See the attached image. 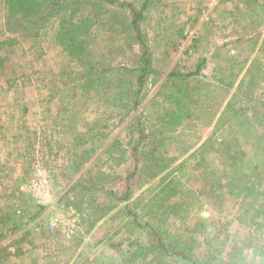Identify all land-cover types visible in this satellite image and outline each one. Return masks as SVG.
Here are the masks:
<instances>
[{"label":"rangeland","instance_id":"rangeland-1","mask_svg":"<svg viewBox=\"0 0 264 264\" xmlns=\"http://www.w3.org/2000/svg\"><path fill=\"white\" fill-rule=\"evenodd\" d=\"M4 1L0 264H264V227L244 217L242 197L219 199L211 185L226 179L217 155L224 139L246 154L241 169L264 166V125L219 118L234 93L242 102L259 83L264 92L263 8L254 0H149L141 34L164 74L149 76L128 113L116 92L132 87L142 46L127 37L126 12L113 15L107 3L82 10L94 18L87 54L110 67L111 80L99 85L55 38L58 18L10 20ZM195 35L203 37L191 47ZM202 57L200 82L183 99L190 112L172 118L168 71L190 72ZM254 63L262 64L258 87L243 93L237 87ZM152 227L165 254L147 250L158 241Z\"/></svg>","mask_w":264,"mask_h":264},{"label":"trees","instance_id":"trees-1","mask_svg":"<svg viewBox=\"0 0 264 264\" xmlns=\"http://www.w3.org/2000/svg\"><path fill=\"white\" fill-rule=\"evenodd\" d=\"M135 1L136 0H5L4 3L8 15L10 16V20L18 19V21L25 20L37 23L41 18L44 19L47 18V16L58 18V28L56 29L55 38L59 41L63 50L71 55V57L76 58L79 64L85 68L83 75L86 77V81L92 80L99 85L106 84L111 80V74L107 73L110 67L106 65V67L103 68L102 66L95 65L94 59L87 54L91 52V47L88 44H90L89 35L91 34L94 18L91 11L86 13V11L82 10L84 9V5L92 4L99 7L103 5L107 6V3L111 8L108 9L104 7L103 10H108V12L113 13V15L118 13V9H120L121 13L126 12V26L123 28L124 30H128L127 37L129 39L131 37V39L137 40L142 46V53L139 55L141 65L134 69L138 74L133 80L132 87H129L127 91L119 88V91L116 92L118 95L120 94L119 101H123V105H125L128 113H131L141 104L142 91L149 76L152 74H158L159 76L164 74V72H160L153 67L150 59V47L141 34V25L139 22L140 19L143 18L144 11L148 7L149 0H142L141 6H138ZM254 2L264 10V0L262 3H260L259 0H254ZM194 23H197V20ZM202 37L203 36H193L190 46H196L197 42H199ZM3 44L4 41L0 40V47H2ZM262 47L264 48V40ZM5 61L6 58L0 52V67L4 66ZM207 61V57H202L194 70L187 73H181L175 68L168 71V80L164 82L163 87L164 89H169V91H171V94L169 95L168 92L167 96L173 97V102H175L177 107L176 111L170 115L172 118H181L183 113L186 114L190 112L189 109H186V104L183 102V99L187 97L186 89L191 84H198L200 82L199 76L202 74ZM261 67V63L258 66H255V63L250 65L247 69L248 75L245 76V79L243 78L240 81L239 86L237 87L242 89L245 85L241 92L245 93L246 89L253 86L258 87V81L256 78ZM116 73H118V71ZM222 80H224V74L222 75L220 82ZM259 84V91L252 96L249 95L247 101L240 102L242 99L238 98L239 93H234L233 98L225 105L224 112H221L222 115L220 116L222 117H219L220 120L223 119V116L228 119L232 115L235 116V119L233 117L234 121L241 126L246 123L251 124V122L254 125H264V92L261 89V83ZM209 85L210 83L207 84V87H209ZM195 92L197 93L198 102H200V98L203 94L201 86H197ZM123 95L126 100L122 98ZM208 97L210 96L208 95ZM235 99H237V102H235ZM256 105H259L260 109L253 107ZM211 137L212 136L208 138L204 145L211 140ZM231 144V141L224 139L217 148V151L219 152L217 154L218 157L223 159V163L225 167H227L226 169H223V176L226 178L225 181L219 183L220 185L218 188H216L217 185H215L214 182L211 184L213 190H216L214 193L215 197L219 199L225 197V195L242 197L245 204L244 217L252 218L253 221L251 222L256 224L257 227H264V166L261 168L257 167L249 173L244 171L241 168L244 166L242 165L244 160L243 156L246 154L243 155L240 149H233ZM79 154L83 157L86 153L81 152ZM75 162L80 163L81 161L79 160L78 162L77 158ZM222 179L223 178L220 180ZM166 188L167 187L165 186V192H169L166 191ZM172 189L173 188H171V190ZM169 205L173 206L172 204ZM170 206L167 205V207ZM41 207L43 208L44 206L41 205ZM144 226H150V223L145 221ZM152 228L158 241L156 243H151L147 250L148 252L165 254L168 251L167 245L162 240L159 233L156 232L155 227ZM178 254L191 260L186 253L178 251ZM191 262L193 263V261Z\"/></svg>","mask_w":264,"mask_h":264}]
</instances>
